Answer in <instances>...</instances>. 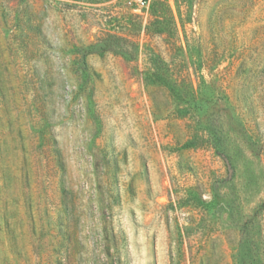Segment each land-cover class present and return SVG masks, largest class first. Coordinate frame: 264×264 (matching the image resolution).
I'll return each mask as SVG.
<instances>
[{"label": "rangeland", "instance_id": "1", "mask_svg": "<svg viewBox=\"0 0 264 264\" xmlns=\"http://www.w3.org/2000/svg\"><path fill=\"white\" fill-rule=\"evenodd\" d=\"M0 264H264V0H0Z\"/></svg>", "mask_w": 264, "mask_h": 264}, {"label": "built area", "instance_id": "2", "mask_svg": "<svg viewBox=\"0 0 264 264\" xmlns=\"http://www.w3.org/2000/svg\"><path fill=\"white\" fill-rule=\"evenodd\" d=\"M138 1V3L141 5V6H149L150 5V3H151V0H137Z\"/></svg>", "mask_w": 264, "mask_h": 264}, {"label": "trees", "instance_id": "3", "mask_svg": "<svg viewBox=\"0 0 264 264\" xmlns=\"http://www.w3.org/2000/svg\"><path fill=\"white\" fill-rule=\"evenodd\" d=\"M150 5H151V3H150ZM150 5H149V6H150ZM158 18H159V17H158L157 15H155V19H154V20H155V22L160 23V21H159L160 19H158ZM147 29H149V27H147Z\"/></svg>", "mask_w": 264, "mask_h": 264}]
</instances>
